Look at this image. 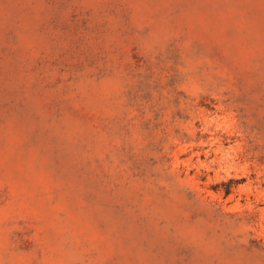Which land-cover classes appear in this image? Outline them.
I'll use <instances>...</instances> for the list:
<instances>
[{"label":"rangeland","instance_id":"374dc122","mask_svg":"<svg viewBox=\"0 0 264 264\" xmlns=\"http://www.w3.org/2000/svg\"><path fill=\"white\" fill-rule=\"evenodd\" d=\"M0 264H264V0H0Z\"/></svg>","mask_w":264,"mask_h":264}]
</instances>
